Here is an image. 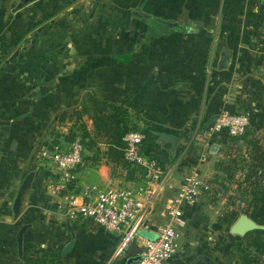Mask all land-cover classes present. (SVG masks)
Masks as SVG:
<instances>
[{"label":"crops","instance_id":"obj_1","mask_svg":"<svg viewBox=\"0 0 264 264\" xmlns=\"http://www.w3.org/2000/svg\"><path fill=\"white\" fill-rule=\"evenodd\" d=\"M25 1L0 0V264H24L35 250L59 254L62 264H126L138 255L137 240L115 257L117 234L91 219L68 217L65 192L57 196L49 188L56 174L45 155L58 141L67 143L66 136L77 133L88 118L79 116L86 85L98 97L123 106L134 122L141 116L139 121L178 137L174 148L162 142L164 165L179 162L180 170L171 181L175 188H165L150 213L149 234L157 235L183 175L194 168L204 183L220 192L234 191L242 206L249 202V216L264 223V205L252 204V191L261 184L264 188V182L249 187L251 197L239 186L250 169L264 172V0H106L97 10V0ZM109 7L115 9L112 16L122 15L124 34L119 49L106 44L108 53L101 56L91 53L98 43L86 45L83 36L97 37L100 29L109 28ZM159 21L172 29L162 32ZM195 21L201 23L199 31H186ZM88 48L86 60L82 53ZM225 50L231 52L230 61L220 70ZM11 61L15 69L5 71ZM223 111L249 115L244 136L206 129ZM88 119L86 128L93 135ZM98 147L101 152L107 148L101 142ZM214 147L217 152L211 155ZM225 149L236 152L233 169L221 159ZM93 153L86 150L78 169V190L142 183L137 172L127 169V175L125 167L101 154L94 162ZM202 153L209 154L205 162ZM31 171L33 181L16 219V192ZM214 202L203 189L197 203L185 205L187 225L180 229L179 252L165 264H228L221 224L234 223L244 207L233 211ZM50 259L40 253L42 264Z\"/></svg>","mask_w":264,"mask_h":264},{"label":"built area","instance_id":"obj_2","mask_svg":"<svg viewBox=\"0 0 264 264\" xmlns=\"http://www.w3.org/2000/svg\"><path fill=\"white\" fill-rule=\"evenodd\" d=\"M264 48V44H263ZM264 55V49H263ZM250 125L249 115L223 111L214 121L211 132L222 133L227 137L236 138L246 134ZM145 134L141 130H130L122 137V153L126 162L140 171L142 183L134 187H113L99 189L87 186L77 189V172L84 163L85 145L80 139L72 142H59L45 155L50 166L54 168L56 178L50 185L53 195L65 192L63 198L64 210L70 218L91 219L104 230L115 232L118 236L114 251L115 257H122L134 241H140L138 259L134 264H165L179 252L180 229L187 225L184 208L187 204L199 201L202 190L210 193L216 202L224 205L228 200L225 192L204 183L196 168L182 177L181 185L172 196V204L167 212L166 221L158 229L154 238L140 237L139 231L147 228L149 216L165 188H175L171 181L174 174L180 170V163L165 166L154 158H149L142 151ZM205 153L199 158L205 162ZM262 170L257 171L261 179ZM242 192L251 197L249 187H254L245 176L240 177ZM253 178V181L256 180ZM250 191V193L247 191ZM249 193V194H248ZM218 197V199L216 198ZM215 204V203H213ZM240 204L235 203L232 210H240ZM33 259H39L40 254H33ZM235 258V259H234ZM233 264L238 257L234 256ZM264 260V253L261 255ZM24 264H36L35 262ZM171 264V263H170ZM239 264V262H238Z\"/></svg>","mask_w":264,"mask_h":264},{"label":"trees","instance_id":"obj_3","mask_svg":"<svg viewBox=\"0 0 264 264\" xmlns=\"http://www.w3.org/2000/svg\"><path fill=\"white\" fill-rule=\"evenodd\" d=\"M159 23H161L162 32L172 29L168 26L169 23L167 22L159 21ZM177 26L180 27L179 25ZM200 27L201 23L195 21L191 23V25L186 26L185 30L196 33L199 31ZM84 115H87L93 121L94 126L92 135V133L87 130L84 123L80 125L82 131L80 140L85 145L86 150L91 152L94 151L91 159L96 162L99 160L98 158H100L99 154H101L107 162L119 164L128 169L131 174H133V172H137L140 175V171L136 167L124 160L121 150L123 145L122 137L124 134L130 130H138L135 127H132V124H129L126 109L121 105L110 103L98 97L94 93H88L86 95L85 102H83L82 110L79 112L80 119ZM140 130L145 134L142 151L149 158H154L164 165V162L162 161L161 141L153 134V132H160L162 130L149 124L145 129ZM71 139L72 138H70V140ZM99 142L107 146L105 151H100L98 147ZM257 177V170L254 168L250 169L245 175V179L247 181H251V183L254 184V187L255 185L259 186L262 182H264V172L261 179H256ZM253 178L256 180L253 181ZM262 187L263 186L261 184L257 190L255 189L252 191V204L255 206L264 205V188ZM253 234L254 237L246 238V244L243 248L239 247V249L242 250V255L239 253L241 256V264H264V260L261 259V255L264 253V240L261 238V235L264 234V230L254 231ZM250 247L255 250L254 253L248 250ZM41 252L43 253V257H51L49 264H62L59 254H55L53 252H43L42 250H35L33 254H40ZM31 262L42 264L40 262V257L36 260L31 257L25 261V263Z\"/></svg>","mask_w":264,"mask_h":264},{"label":"rangeland","instance_id":"obj_4","mask_svg":"<svg viewBox=\"0 0 264 264\" xmlns=\"http://www.w3.org/2000/svg\"><path fill=\"white\" fill-rule=\"evenodd\" d=\"M83 1L84 0H75L74 4H76V3L78 4L79 2H83ZM31 2L32 1H25V4H28V3H31ZM106 2H107L106 0H97L95 2V4H94V7L96 6V10H97V8L103 9L105 7ZM114 5H115V2H114ZM98 13H99V11H97V14ZM106 13L109 14V16H110V17H108V20L110 19L109 28L108 29H100V30L98 29L99 31L97 33V37H95L93 35H91V36L90 35L83 36V38L86 37V39L84 40L86 45H90V44L93 45L96 42L98 43L97 51H95L96 49H94L95 52L94 51H91V53L97 54V55H101V56L106 55V53H108L106 51L107 49L105 47L106 44L108 45V44H111L112 43L113 44V47H114V50L116 48L119 49L121 47L120 45L122 43V39H123L122 37H123V34H124V32L121 30L122 25H123V22L121 21L122 15H114V16H112L115 13V9L113 7H109V9L107 10ZM94 14H92L93 17L95 16ZM97 14H96V16H97ZM89 15L84 16L83 19L84 20H86V19L88 20L90 18ZM96 18H98V16ZM98 22H99V20H98ZM98 28H100V27L98 26ZM106 30L109 31V32H107ZM60 49L54 50L51 54H55V52H60ZM90 50L91 49H89V48L86 49V50H83L82 56H83V58H86V60H88V57L91 54L90 53ZM83 61L85 62V59H83ZM84 66L89 71L88 64H85ZM90 87L92 88L93 86L90 85ZM88 93H91L89 86L88 85L83 86V88L81 90V94H82L81 97L84 98L83 100L86 99V95ZM88 118L85 119V121H83V123L86 124L85 125L86 127L90 123V121H89ZM135 118L136 119H135V122H134L132 120V118L129 117V113L127 112V120H128V122H129L130 125L132 124L131 125L132 127H135L136 129L140 130V129H145L147 127V125L149 124V123L147 124V123H145L143 121H142L143 123L141 121H139V120L143 119L141 116H138V117H135ZM81 134H82L81 127H78L77 128V133H75L73 135H70V136L67 135L66 136V139H65V142L68 143V142L74 141L75 139H81ZM70 138H72V139L70 140ZM57 143H59V141ZM162 144L163 143L161 142V145ZM213 150H216V151H215V153H212L211 155H214L217 152V149H213ZM211 152H214V151L211 150ZM221 152H222L221 153L222 154L221 155V157H222L221 159L226 160L225 161L226 167H228L227 165H230L231 166V169H233L235 167V164H234V167H233V163H235L236 162V159H237V155H234L233 153H236V152L234 150H232V149L231 150H228V149L226 150L225 149L223 151L221 150ZM111 168H114V166H111ZM122 168H123V166H122ZM124 170L127 172V175H128V170L127 169H124ZM112 172L114 173V170ZM140 178L142 179V177H140ZM248 190L249 189H247V191ZM248 192L250 193V191H248ZM225 193H226L225 195L228 196L229 200L224 204V206L225 205L226 206H229V207L231 206V209H233V205H235V203H237V201L239 200V198L236 195H234V191L230 193V192H228V190H226ZM216 198L218 199V197H216ZM243 198L244 197H242V199ZM245 199H250L251 200V198H249V197H245ZM214 203L217 204L218 202L215 201ZM244 204H243L244 206H242L240 204V208L242 209L244 207V209L242 210V212L244 214H246V215H249L247 213V212H250V210H251V209H247L248 208L247 205L249 204V202L247 203V202L244 201ZM233 211H235V210H233ZM239 213L240 212L238 211L237 214H239ZM222 215H225V214H222ZM219 218H222V217H219ZM234 219H235V217H234ZM234 219H232V220H234ZM232 224H233L232 221H229V222H226L224 224H221L223 232L226 233V239L224 240L223 245H225L224 248L229 251V254H228L229 258H228L227 263L228 264H233V261L235 259L234 256L235 257L237 256L238 259H239V261L236 259V264H238V262H239V264H241V256H240V254L242 255V250L239 249V247L243 248L245 246V244H246V240H247L246 238L247 237L248 238L254 237V234H253L254 232L248 233L247 236L246 235L245 236H233V235L230 234L231 237H233V238H231L228 235V231H229V229H230V227H231ZM263 225H264V223H263ZM138 235L140 237H146V238H150V239L154 237L152 234H149L148 231H146V229H142L141 231H139ZM261 238L264 240V234L261 235ZM231 239H232V241H231ZM178 242H180V237L178 238ZM179 245H180V243H179ZM248 250L251 251L252 253L255 252V250L253 248H251V247ZM134 251H136V250H134ZM213 258L215 260H218L215 257H213Z\"/></svg>","mask_w":264,"mask_h":264},{"label":"water","instance_id":"obj_5","mask_svg":"<svg viewBox=\"0 0 264 264\" xmlns=\"http://www.w3.org/2000/svg\"><path fill=\"white\" fill-rule=\"evenodd\" d=\"M26 1H33V0H26ZM168 26H172V25L168 24ZM230 57H231L230 50H225L222 53V57H221V60L219 62V69L220 70L227 68L229 61H230ZM4 69H5V71L12 72L15 69V62L11 61V62L7 63ZM214 121H215V119L211 120L208 123L206 129L210 130L214 125ZM153 134L155 136H157L161 142L165 143L169 147H172V148L176 147L177 141H178L177 136L163 132V131L153 132ZM213 149H215V147ZM213 149H212V151H214V152H212V153H215L216 150H213ZM33 177H34V172L31 171L23 179L21 185L19 186V188L16 192V196H15L14 203H13V213H14V217L16 219L20 215L22 198L25 195V193H27L29 191L31 184H32V181H33ZM26 228L27 227L24 226L18 235V243H19L20 249L22 247L23 235H24ZM258 230H264V225L261 224L260 222H257L255 219H253L249 215L241 214L238 217V219L231 225L229 231H230V234L233 236H245L250 232H254V231H258ZM117 240H118V237H117ZM68 249H69V246L65 247L63 254H65V252H67ZM137 259H138V256L137 257H130L127 260L126 264H134L135 261H137Z\"/></svg>","mask_w":264,"mask_h":264}]
</instances>
